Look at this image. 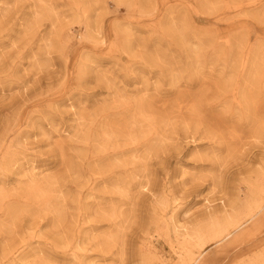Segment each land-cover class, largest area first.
<instances>
[{"label":"rangeland","instance_id":"374dc122","mask_svg":"<svg viewBox=\"0 0 264 264\" xmlns=\"http://www.w3.org/2000/svg\"><path fill=\"white\" fill-rule=\"evenodd\" d=\"M0 264H264V0H0Z\"/></svg>","mask_w":264,"mask_h":264}]
</instances>
